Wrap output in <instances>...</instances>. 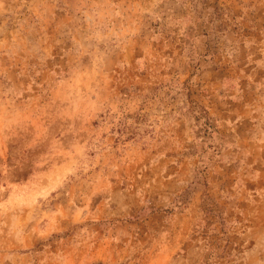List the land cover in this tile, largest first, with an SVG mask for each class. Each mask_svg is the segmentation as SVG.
I'll return each mask as SVG.
<instances>
[{"label": "rangeland", "instance_id": "1", "mask_svg": "<svg viewBox=\"0 0 264 264\" xmlns=\"http://www.w3.org/2000/svg\"><path fill=\"white\" fill-rule=\"evenodd\" d=\"M0 264H264V0H0Z\"/></svg>", "mask_w": 264, "mask_h": 264}]
</instances>
